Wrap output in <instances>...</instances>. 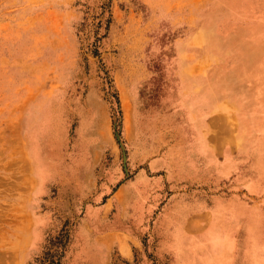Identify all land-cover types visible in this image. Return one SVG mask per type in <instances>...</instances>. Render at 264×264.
I'll return each instance as SVG.
<instances>
[{"label":"rangeland","instance_id":"rangeland-1","mask_svg":"<svg viewBox=\"0 0 264 264\" xmlns=\"http://www.w3.org/2000/svg\"><path fill=\"white\" fill-rule=\"evenodd\" d=\"M224 202L264 264V0H0V264H187Z\"/></svg>","mask_w":264,"mask_h":264},{"label":"crops","instance_id":"crops-1","mask_svg":"<svg viewBox=\"0 0 264 264\" xmlns=\"http://www.w3.org/2000/svg\"><path fill=\"white\" fill-rule=\"evenodd\" d=\"M189 171V169H186ZM223 209L225 211V213L221 216L218 217L214 220L213 222V227H217L219 229L222 230L223 233V238H219V235H222V233H219V235H215V236H208V245L210 247V253L208 256H201L200 254V250H198V245H203L202 243L200 244L199 242H197L198 240L193 239V244H197L195 246H193L192 249L196 250L197 252L191 251V255H189V257H187L186 262L187 264H194L196 263V261H205L207 262V264H221V261L223 259L226 260V241H227V217L226 216V202H224L223 204ZM185 213V212H183ZM230 222V221H229ZM212 235H214V232L211 231ZM197 242V243H196ZM183 242L179 241L177 238L174 241V245L176 248H180L181 244ZM204 247V246H203ZM223 256V257H221Z\"/></svg>","mask_w":264,"mask_h":264},{"label":"bare ground","instance_id":"bare-ground-1","mask_svg":"<svg viewBox=\"0 0 264 264\" xmlns=\"http://www.w3.org/2000/svg\"><path fill=\"white\" fill-rule=\"evenodd\" d=\"M123 91H125V90H123ZM126 98V97H125ZM127 99V98H126ZM130 104V103H129ZM125 107H126V110H127V113L129 114V112H130V106L128 105V104H126L125 103ZM129 120V119H128ZM130 121V120H129ZM128 126H130V124L128 125Z\"/></svg>","mask_w":264,"mask_h":264}]
</instances>
